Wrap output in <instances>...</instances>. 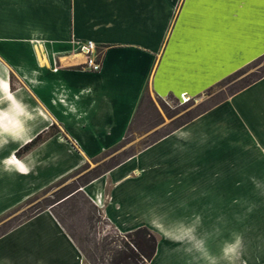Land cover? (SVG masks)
I'll use <instances>...</instances> for the list:
<instances>
[{"label":"crops","instance_id":"obj_1","mask_svg":"<svg viewBox=\"0 0 264 264\" xmlns=\"http://www.w3.org/2000/svg\"><path fill=\"white\" fill-rule=\"evenodd\" d=\"M261 7L264 0H0V129L10 127L9 140L22 145L47 129L46 122L59 124L74 140L78 164L92 160L123 140L146 91L156 98L192 97L212 84L213 75L238 69L244 23L252 24L247 55L258 57L253 10ZM85 42L101 50L99 72L82 69ZM10 74L18 82L14 91ZM23 91L29 104L42 105V113H29L34 123L22 128L27 135L18 124ZM2 140L0 133V153H13ZM53 142L36 151L48 152ZM139 155H147V164L126 170ZM107 182L106 221L121 232L147 227L159 235L150 264H210L206 256L228 264L222 249L237 236L242 244L234 264H264V77L81 191L103 195ZM128 199L138 202L144 221L117 219L113 209L122 211ZM154 220L187 235L166 238ZM193 236L204 241L202 251ZM55 242L81 258L51 210H44L0 237V264H46L45 252Z\"/></svg>","mask_w":264,"mask_h":264},{"label":"rangeland","instance_id":"obj_2","mask_svg":"<svg viewBox=\"0 0 264 264\" xmlns=\"http://www.w3.org/2000/svg\"><path fill=\"white\" fill-rule=\"evenodd\" d=\"M253 12L256 14V24L254 28H256L258 32L256 42L257 50H255L254 53L255 55L258 53V57L255 56L251 58L250 55H247L249 51L251 52L250 46L252 41V28L248 27H251L252 24L246 25L244 23V31L241 29L242 24L239 25L238 28L241 29V32L238 40L243 41L241 43L242 47L240 48L243 49L244 60L243 64L238 67V69L228 73L224 77H218L220 76L219 74L218 76L213 75L212 84L192 97L185 96V98H183L184 96L182 95L178 97L169 95L164 98H156L146 91L141 97L133 120L123 140L111 150L98 154L92 160L78 164V160L80 161L81 158H79L80 154L78 150L74 148V140L72 137L66 135L64 127H61L59 124L55 125L53 129H49L51 126L49 124L52 122H46L48 130L45 129L47 132L43 133V141L25 153H17V150L25 143L18 145V143H12V141L9 140L10 135L8 131L11 128H1L0 133L3 137L2 146H4L6 150L8 146L11 145L14 152L11 153L8 150L0 153V233L15 228V226L17 227L21 222L27 221V217H34L39 214L40 211H44L47 206L58 199V196L60 197L63 195L61 191H71L73 188L83 185L90 179L91 172L89 171L92 169L95 168L99 172H102L117 161L123 160L131 154L138 155L144 146L162 137L176 126L214 107L218 103L224 101L228 96L239 91L242 87L259 80L257 78L264 74V7L254 9ZM227 14L230 20L234 21L238 18L233 9H228ZM228 30V38H231L233 36V31H231L230 28H228ZM83 44H81L80 47ZM97 50L99 53L101 52V50ZM233 50H235V47ZM100 58L99 54V62ZM9 79L10 91H14L18 85L17 79H15L12 74H10ZM23 94V96L22 93L20 95L21 98L23 97L25 105L22 107L21 119L18 124L21 127L20 133L23 134L25 132L27 135L26 129L22 128H28V126L32 128V124L34 123L32 120L28 119L30 116L29 113H42L40 109L42 105L29 104L27 102V95L24 91ZM34 127L36 126L34 125ZM49 139H54V142L51 144L53 145L50 148L51 150L47 152L45 148L42 147L39 151H36L37 147L43 145V143ZM18 146L20 147L18 148ZM151 154H148L149 162L153 159ZM146 156L147 155L135 156L132 163L127 164L125 169L128 170L129 167H136L139 169L143 164H147ZM152 156L154 157V153ZM29 157H31V159L26 161ZM15 158L20 161L21 164L15 165ZM8 164H13L14 167H9ZM110 186V182L105 183L103 186V195L101 192L97 193V191L90 193L91 195L82 192L85 196H74L69 199L64 206L58 209L56 208L60 216L64 217L63 225L66 226L70 232L76 234L78 238H89L90 240L98 238V236L104 232L110 233L111 235H123L140 228L137 227L129 232H121L106 221L101 208L107 202ZM128 188L132 191L134 184L132 183V185H130L129 182ZM92 197L94 198L93 200L98 202L96 203L93 201ZM137 204L138 202L133 199H128L122 211L115 208L113 212L117 216V219L123 220L126 224L144 221L145 217L143 210L141 211L136 206ZM94 208L99 209L100 213H97ZM260 208L264 209V202H260ZM96 219H99L100 222L96 223ZM261 219L264 220V218ZM46 220V217H43L42 224H45ZM149 230L157 238V247L159 235L154 230ZM49 242L52 243L53 241ZM83 245L86 246L85 243H83ZM45 258L46 260L44 261H46V264H85L82 261V257L79 258L77 252L73 254V251H69L64 242H55L52 248L45 252ZM37 260H35L34 264H37Z\"/></svg>","mask_w":264,"mask_h":264},{"label":"trees","instance_id":"obj_3","mask_svg":"<svg viewBox=\"0 0 264 264\" xmlns=\"http://www.w3.org/2000/svg\"><path fill=\"white\" fill-rule=\"evenodd\" d=\"M262 77H264V74L257 79H261ZM248 85L242 87L241 89H244ZM204 112L197 114L190 120H187L186 122H183L182 124L176 126L171 131L164 134L162 137L144 146L142 149L156 143L161 138L169 135L174 130L178 129L179 127H182L183 125H185L192 119L196 118L197 116L203 114ZM54 127L55 125H51L49 129H53ZM47 130L37 134L34 138H32L27 143H25L23 146H21L17 150V153L18 152L25 153L36 147L41 141H43L42 139L43 133L47 132ZM134 155L135 154H131L127 156L125 159L117 161L115 164L111 165L109 168L103 170L102 172H99L95 168L92 169L91 171H89L91 172L90 179L87 180L83 185L73 188L71 191H67V192L61 191L63 195H61L60 197L58 196L57 200H55L54 202H52V204H50L49 206H47V208H45V209H49V208L51 209L55 219L61 224L63 229H65L66 233L73 240L75 246L77 247L78 251L81 254L82 261L85 264H149L155 254L157 238L149 229L145 227H140L132 232L123 235H111L110 233L104 232L94 240H90L89 238L81 239L78 238L76 234L70 232V230L63 225L64 217H61L60 213L56 211V208L58 209L61 206H64V204H66L69 201V199H71L72 197L85 196L84 193H82L81 191L82 187L98 179L106 172L110 171L111 169L118 166L125 160L133 157ZM95 210L97 211V213H100L99 209L96 208ZM31 217L32 216L27 217L26 220L30 219ZM99 222L100 220L96 219V223ZM11 229L0 233V237L6 234ZM83 243H85L86 246H84Z\"/></svg>","mask_w":264,"mask_h":264},{"label":"clouds","instance_id":"obj_4","mask_svg":"<svg viewBox=\"0 0 264 264\" xmlns=\"http://www.w3.org/2000/svg\"><path fill=\"white\" fill-rule=\"evenodd\" d=\"M153 225L155 227H157L166 238L173 239L175 241H181L187 235V233H185V236L175 235L172 232L165 230L163 224L158 223L155 220L153 221ZM189 231H194V230H189ZM191 239L196 240V238L194 236L191 237ZM241 244H242V240L239 236H237L233 242L225 244L224 248L222 249V258L225 261H228V264H234V258L236 256V253H237L238 249L240 248ZM203 246H204L203 240H196L195 248L197 249V251H202ZM206 258L209 260L210 264H217L216 258L207 257V256H206Z\"/></svg>","mask_w":264,"mask_h":264},{"label":"built area","instance_id":"obj_5","mask_svg":"<svg viewBox=\"0 0 264 264\" xmlns=\"http://www.w3.org/2000/svg\"><path fill=\"white\" fill-rule=\"evenodd\" d=\"M80 51L84 53L85 60L83 63V70L90 72H98L100 69V62L98 61L99 52L91 42H85L81 47Z\"/></svg>","mask_w":264,"mask_h":264},{"label":"bare ground","instance_id":"obj_6","mask_svg":"<svg viewBox=\"0 0 264 264\" xmlns=\"http://www.w3.org/2000/svg\"><path fill=\"white\" fill-rule=\"evenodd\" d=\"M184 98V97H183Z\"/></svg>","mask_w":264,"mask_h":264}]
</instances>
